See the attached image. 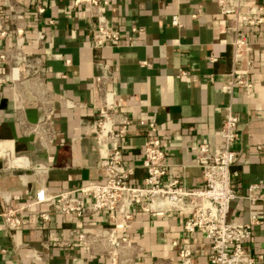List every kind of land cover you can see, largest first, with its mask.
Listing matches in <instances>:
<instances>
[{
    "label": "crops",
    "instance_id": "1",
    "mask_svg": "<svg viewBox=\"0 0 264 264\" xmlns=\"http://www.w3.org/2000/svg\"><path fill=\"white\" fill-rule=\"evenodd\" d=\"M5 2L25 9L23 49L35 70L11 81L4 78L9 64H0V211L7 197L25 219L19 230L9 232L0 217V264H112L108 242L95 235L112 224L107 210L60 215L48 201L36 199L40 187L51 194L75 192L102 178L99 162L105 150L91 124L107 90L114 103L109 110L114 129L124 116L129 119L118 140L133 184H141L145 175L141 118L157 123L170 175L191 189L202 184L192 145L219 146L228 109L237 115L232 148L238 157L231 165L238 171L232 182L237 196L228 217L247 221L256 214L259 222L246 244L264 255V199L247 197L264 194V21L241 28L247 46L235 58L233 32L225 28L229 15L217 0H108L105 14L118 30L142 29L132 32L131 44L99 47L91 41L94 20L85 2L0 0V7ZM37 2L45 8L41 13ZM247 4L264 7V0ZM7 11H0L3 25H9ZM38 30L44 32L42 40L36 39ZM13 42L10 34L0 37V50L12 52ZM101 61L110 64L111 76L100 89L92 78L101 73ZM23 158L26 165H8ZM41 211L49 213L47 221L39 217ZM131 211L129 225L117 228L130 240L119 249L117 264H180L184 241L191 245L193 263L208 259L210 240L198 230L183 229L187 211L153 213L138 204ZM82 230L88 234L85 240L77 238ZM256 264H264V257Z\"/></svg>",
    "mask_w": 264,
    "mask_h": 264
},
{
    "label": "built area",
    "instance_id": "2",
    "mask_svg": "<svg viewBox=\"0 0 264 264\" xmlns=\"http://www.w3.org/2000/svg\"><path fill=\"white\" fill-rule=\"evenodd\" d=\"M85 2L94 20L91 30L93 46L120 45L124 42L132 43V32L141 31L137 26L131 27V32H123L115 27L114 22L105 14L108 0H74L75 4ZM221 12L228 14L227 30H231V44L233 56L240 58L246 51L247 43L241 36L240 30L244 25H256L264 21V7L248 5L247 0H217ZM44 6L37 2V12H43ZM8 10L9 25L0 21V37L10 34L14 38L12 52L0 50V64L8 63V71L4 78L16 80L20 73L29 75L34 72L33 63L24 51L26 38L25 9H16L5 2L0 11ZM49 22L53 23L52 19ZM174 24L178 23V16L172 17ZM44 32L38 30L36 39L42 40ZM214 59V57H212ZM248 58V62L251 63ZM146 64L145 60L141 61ZM101 73L93 76V81L103 88V83L110 75V64L98 62ZM184 73V71H182ZM3 78L0 76V81ZM105 91L106 99L99 110V116L92 122L91 128L95 133L97 143L105 150L99 162L103 176L99 181L80 186L77 191L62 190L58 193H47L43 187L36 191L38 201H48L55 212L60 215L74 214L78 217L100 209L107 210L111 225L102 227L95 235L101 236L108 242V254L112 264H117L119 249L130 243L127 234H118L117 228L125 229L132 217L131 208L138 204L142 209L159 213L168 209L187 211L183 221L186 231L198 230L210 240L211 251L208 259L202 264H256L264 257L261 252H253L247 247L252 236V228L259 222L256 214L251 213L247 221H239L228 217L231 201L237 196L233 187V177L238 171L231 165L238 157V151L232 148V142L237 133L235 126L238 117L228 109L221 129V144L210 149L203 141H196L192 145L195 163L202 168V184L187 189L179 183V178L170 175V164L165 160V150L158 126L154 120L141 118L139 122L145 125V139L141 165L145 170L143 182H130L131 166L123 160L119 144V134L125 130L129 119L124 116L122 126L118 131L114 129L115 119L109 110L114 103ZM42 168V165L34 166ZM168 175V178L165 176ZM257 187L251 184L250 188ZM253 202L257 198L264 199V194L247 195ZM4 208L0 217L9 232L19 230L25 219L20 214V207L14 206L7 197H3ZM43 221L49 219L47 211L39 212ZM86 231H79L77 238L85 240ZM193 252L189 242L184 241L179 249L180 264H195L192 261Z\"/></svg>",
    "mask_w": 264,
    "mask_h": 264
},
{
    "label": "bare ground",
    "instance_id": "3",
    "mask_svg": "<svg viewBox=\"0 0 264 264\" xmlns=\"http://www.w3.org/2000/svg\"><path fill=\"white\" fill-rule=\"evenodd\" d=\"M3 142V141H2ZM3 146H6L7 147V144H6V142H3V143H1ZM0 154H2V153H0ZM11 163H21V164H24V165H26V159H21V160H12V161H10Z\"/></svg>",
    "mask_w": 264,
    "mask_h": 264
},
{
    "label": "water",
    "instance_id": "4",
    "mask_svg": "<svg viewBox=\"0 0 264 264\" xmlns=\"http://www.w3.org/2000/svg\"><path fill=\"white\" fill-rule=\"evenodd\" d=\"M3 165V161L2 159H0V166ZM8 165H11V166H15V164L11 163V162H8ZM16 166H19V165H16Z\"/></svg>",
    "mask_w": 264,
    "mask_h": 264
}]
</instances>
